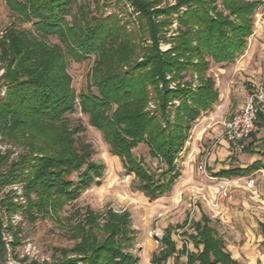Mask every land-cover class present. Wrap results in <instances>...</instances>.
Segmentation results:
<instances>
[{
  "label": "trees",
  "instance_id": "16d2710c",
  "mask_svg": "<svg viewBox=\"0 0 264 264\" xmlns=\"http://www.w3.org/2000/svg\"><path fill=\"white\" fill-rule=\"evenodd\" d=\"M217 1L176 0L159 7V0H129L137 13L133 20L131 15L125 19L118 8L109 14L99 12V5L92 7L90 0H6L17 18L0 38L1 78L7 85L4 95L0 85V135L23 152L17 160L10 161L11 150L0 156V190L20 183L26 202L14 201L9 191L1 207L8 213L21 209L36 220L57 214L84 190L101 184L105 165L91 159L90 145L78 135L84 127L66 117L78 106L89 115V124L101 131L111 153L121 158L126 172L135 175L136 190L151 201L170 193L182 175L177 161L193 123L220 99L216 81L208 75L211 64L233 62L244 53L262 2L220 0V10ZM182 7L186 9L181 11ZM174 20L179 26L169 41L171 47L163 50L161 42ZM18 23H32L33 28H20ZM52 36L59 42L51 43ZM92 55L87 88L77 92L69 60L80 62ZM169 73L175 81L196 73L198 83L193 88L186 80L171 88ZM150 86L158 101L153 111L147 109ZM141 143L156 166L135 153ZM5 164L8 167L2 170ZM253 170L230 167L216 176H243ZM185 227L188 239L179 248L173 233ZM5 229L14 247L21 242V229L0 220L1 257L7 252ZM67 229L77 241L72 248L55 249L60 257L52 262L29 264L139 262L128 250L133 239L129 210L109 208L100 213L87 206L76 210ZM171 257L175 264H241L206 213L164 229L152 263L166 264Z\"/></svg>",
  "mask_w": 264,
  "mask_h": 264
},
{
  "label": "rangeland",
  "instance_id": "374dc122",
  "mask_svg": "<svg viewBox=\"0 0 264 264\" xmlns=\"http://www.w3.org/2000/svg\"><path fill=\"white\" fill-rule=\"evenodd\" d=\"M90 1L93 2L92 7L95 8L98 4L99 12L106 14L117 11V8L123 11L125 19L131 15L134 20L137 14L129 0H109L107 4L105 3L107 0ZM159 1V7L176 3V0ZM217 5L220 10H223L220 0L217 1ZM185 9L186 7H182L181 11ZM224 12L227 13L226 10ZM16 18L17 15L10 10L6 0H0V38ZM18 26L26 29L33 28L32 23H18ZM178 26L179 23L174 20L173 24L168 27L167 39L161 42L163 50L171 47L169 41L172 35H175ZM49 41L51 43L59 42L58 38L53 36L49 38ZM247 54L249 55L247 56ZM94 60L95 55L80 62L73 59L69 60L68 72L72 76V83L77 92L87 88L88 77L92 73ZM2 63L0 59V67ZM208 75L214 77L216 87L220 92V99L215 103L212 110L203 112L193 123L186 148L177 161L182 175L173 190L154 201L136 190L137 179L135 175L127 173L121 158L111 153L101 131L89 124V115L83 113L79 106L75 112L67 113L66 117L71 122L84 127V130L78 135L85 137V143L90 145L91 159L105 165L104 175L101 178L102 182L100 185L93 184L84 190L77 200L65 205L57 214L41 215L36 220L29 219L21 209L14 213H8L4 207H1L4 194L9 192L8 186L2 187L0 190V220L5 222V226L11 221L15 229H21V242L14 247L11 244L12 236L8 230H4L7 252L5 256H0V264H29L34 260L39 262L56 260V257H60L59 251L62 248H72L77 242L68 233L67 225L70 222V217L76 210L85 209L87 206L100 213H104L109 208L116 211L129 210L131 212L133 239L128 250L139 257L138 264H153L152 256L160 249L161 237L169 224L182 223L186 218L196 219L202 213L209 215L219 232L225 235L227 247L231 245L236 255H239L237 249H240L242 264H260L257 257L258 249L253 251L254 245L251 246L253 247L250 249L251 251L239 247L245 238L242 239L244 235L240 231H244L238 229L236 223L241 221L250 229H260L256 219L258 216L264 218V208L263 211L260 210L261 212L258 210L260 209L258 203L261 201L255 199L254 188L259 187L264 178L262 179L258 174L245 175V178L253 177L255 185L249 186L244 179L240 181V185L229 192L228 196L223 197L219 193L223 180L216 176V172L222 168L240 166L245 161L244 157H241V152L231 154L230 151L228 153L224 150L223 130L224 122L241 109L248 94L261 85L264 88V0L255 11L254 31L248 38L244 53L233 62L212 63ZM172 76L173 73L167 75L171 81V88H174L178 82L182 84L186 80L192 83L193 88L198 83L196 73H189L184 79L177 81L172 80ZM1 77L2 75H0ZM3 82L4 78H1V90L4 86L7 87ZM149 88L152 98L147 109L153 111L156 109L158 101L152 87ZM0 147H2L0 156L9 150L12 151L10 161L17 160L23 152L21 147L9 144L3 135H0ZM135 153L145 157L148 163L156 166V160L150 157L145 143H141L135 149ZM7 167L8 164H5L2 170ZM73 178L77 181L78 174L75 173ZM224 204L227 211L229 210V213L232 214L231 222H225L222 220L223 218L219 217L224 213ZM246 210L249 213L245 216ZM251 223H254V226ZM185 230L187 227L177 228L173 233L179 248L182 247L183 241L188 239L187 235L183 233ZM253 239L252 235L251 242L255 244ZM233 245L237 247L235 248ZM189 247L195 249L191 243H189ZM57 248L60 250L56 253L55 249ZM72 256L75 254L70 253L69 257ZM181 260L184 262L186 257L182 256ZM166 264H175L174 257H171Z\"/></svg>",
  "mask_w": 264,
  "mask_h": 264
},
{
  "label": "built area",
  "instance_id": "2783aa9c",
  "mask_svg": "<svg viewBox=\"0 0 264 264\" xmlns=\"http://www.w3.org/2000/svg\"><path fill=\"white\" fill-rule=\"evenodd\" d=\"M4 69H0V75H2ZM6 87L1 90V94H5ZM264 114V88L261 85L253 92L248 94L247 100L241 109L230 116L224 122L223 135L224 139L230 143V153L245 151L248 146L247 140L252 136V133L259 129V114ZM2 147H0V152ZM223 180V184L220 186L219 193L226 197L229 192L240 185V181H246L249 186L255 185V179L253 177L245 178V176L238 177H220ZM8 191H12L15 196L14 200L25 203L26 199L23 192V185L20 183L12 184Z\"/></svg>",
  "mask_w": 264,
  "mask_h": 264
},
{
  "label": "crops",
  "instance_id": "0c3cea01",
  "mask_svg": "<svg viewBox=\"0 0 264 264\" xmlns=\"http://www.w3.org/2000/svg\"><path fill=\"white\" fill-rule=\"evenodd\" d=\"M248 55L249 54H247V56ZM248 141H249L248 145H250L249 150H245V151L241 152V157L242 158L244 157L245 161L243 162V164H241L240 166H236V167H241L244 169L247 167H252L254 170L248 174H245V175L258 174V176L262 177V179H263L264 178L263 177L264 176V118H261L259 120V129L256 132H254V134L248 139ZM224 143H225L224 150H226L229 153L230 143L225 139H224ZM215 158H217V157H215ZM222 169H224V168H222ZM222 169H219L216 172V174ZM245 175H243V176H245ZM235 177H238V176H235ZM257 189L259 191L258 193H257ZM254 190H255L254 191L255 199L261 201L260 203H258V206L260 207V209H258V210L263 211L264 197H261V196H264V180H262L261 184H259V187H257L256 189L254 188ZM224 207H225L224 213L219 217L223 218L222 220L225 222H231L232 221V214L229 213V210L227 211L225 204H224ZM248 213H249V211L246 210L244 212V215L246 216ZM229 214H230V216H229ZM199 218H196V220H198ZM256 220L258 223V224L257 223L256 224L259 225L260 229H258V228L250 229L249 226H247L246 224L243 225V223L241 221L236 223V227L238 229L244 231V232L240 231L241 234L244 235V237L242 239L245 238V241L243 242L242 245L240 244L241 246H239V247L244 249V250H247V249L250 250L253 248L251 246L254 245L253 251H256L258 249V256H257L258 260L260 261V264H264V218H261L258 216ZM251 225L254 226V223H251ZM253 230H254V232H253ZM251 233L254 237L253 240H255L254 241L255 244H253L251 242V236H252ZM220 234H221V232H220ZM224 236L225 235H223V237ZM246 237H250V238H246ZM228 247H229L228 249L232 253V256L241 262V259H240L241 252L239 251L240 249L239 250L237 249V252L239 255H236V253L234 252L235 250L232 249L231 245H229ZM233 247L236 248L237 246L233 245ZM241 264H242V262H241Z\"/></svg>",
  "mask_w": 264,
  "mask_h": 264
}]
</instances>
